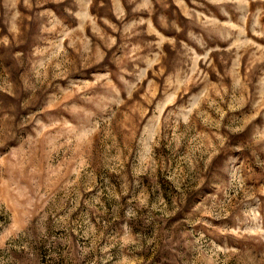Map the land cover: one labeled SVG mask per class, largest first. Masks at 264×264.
<instances>
[{"label":"rangeland","instance_id":"374dc122","mask_svg":"<svg viewBox=\"0 0 264 264\" xmlns=\"http://www.w3.org/2000/svg\"><path fill=\"white\" fill-rule=\"evenodd\" d=\"M0 264H264V0H0Z\"/></svg>","mask_w":264,"mask_h":264}]
</instances>
